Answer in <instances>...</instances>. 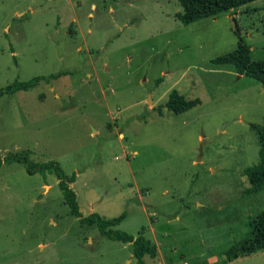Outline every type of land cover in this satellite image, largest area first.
<instances>
[{
  "label": "rangeland",
  "instance_id": "obj_1",
  "mask_svg": "<svg viewBox=\"0 0 264 264\" xmlns=\"http://www.w3.org/2000/svg\"><path fill=\"white\" fill-rule=\"evenodd\" d=\"M178 0H0V88L65 72L0 97V156L27 150L55 173L0 165V264H135L132 244L83 220L157 246L144 264H216L264 209L244 169L259 161L264 84L212 60L238 33L264 60V0L183 24ZM200 103L165 106L171 90ZM161 106V112L158 111ZM228 264H264V250Z\"/></svg>",
  "mask_w": 264,
  "mask_h": 264
},
{
  "label": "trees",
  "instance_id": "obj_2",
  "mask_svg": "<svg viewBox=\"0 0 264 264\" xmlns=\"http://www.w3.org/2000/svg\"><path fill=\"white\" fill-rule=\"evenodd\" d=\"M251 1L254 0H178L182 6V12H178L176 15L183 24H189L202 18L214 17L223 12H231ZM236 33L238 35L237 46L232 51L215 57L212 61L219 64L229 63L237 73L250 76L264 84V60H252L250 57V47L238 33L237 26ZM63 73L65 72L52 73L49 76H35L27 81L15 80L0 88V97L7 93L28 90L41 80L50 81L61 76ZM198 103H200L199 98H186L183 94L173 89L170 91L164 106L173 113H182ZM158 111L161 112V106H158ZM251 127L255 129L259 143V161L254 165L246 167L244 174L250 184L249 190L257 191L264 188V125L251 124ZM28 155V151L25 150L12 152L4 157L0 156V165L3 162H20L24 164L29 174L39 172L45 177L46 173H55L65 201L71 206L73 213L79 214L76 194L69 188V182L71 183L75 180L76 174L65 175L59 163L54 160L36 164L29 159ZM123 217L124 213L115 218L104 219L92 213L83 218V220L90 224H96L101 233L109 238H115L122 242H130L132 244V256L135 258V264H144L145 255L152 258L157 255V246L142 235L144 227L139 230V234L136 237L124 231L109 228V226L117 223ZM262 250H264V209L251 218L250 230L247 236L227 248L223 252L221 262H217L216 264H228L238 257L247 256Z\"/></svg>",
  "mask_w": 264,
  "mask_h": 264
},
{
  "label": "water",
  "instance_id": "obj_3",
  "mask_svg": "<svg viewBox=\"0 0 264 264\" xmlns=\"http://www.w3.org/2000/svg\"><path fill=\"white\" fill-rule=\"evenodd\" d=\"M231 20H232V23H233L234 29H236V25L234 24V21H233L232 18H231Z\"/></svg>",
  "mask_w": 264,
  "mask_h": 264
}]
</instances>
